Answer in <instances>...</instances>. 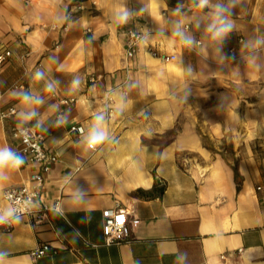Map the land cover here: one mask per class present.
<instances>
[{
  "label": "crops",
  "instance_id": "0c3cea01",
  "mask_svg": "<svg viewBox=\"0 0 264 264\" xmlns=\"http://www.w3.org/2000/svg\"><path fill=\"white\" fill-rule=\"evenodd\" d=\"M218 4L232 30L214 39ZM130 26L145 35L133 60ZM148 46L178 58L164 63ZM7 50L0 148L14 151L11 130L29 125L62 161L33 205L60 198L61 211L0 224L4 264H264V0H0ZM97 116L106 139L93 149ZM24 160L0 169V213L12 209L4 190L40 170ZM117 207L129 236L108 245L104 211ZM44 243L54 250L35 258Z\"/></svg>",
  "mask_w": 264,
  "mask_h": 264
},
{
  "label": "built area",
  "instance_id": "2783aa9c",
  "mask_svg": "<svg viewBox=\"0 0 264 264\" xmlns=\"http://www.w3.org/2000/svg\"><path fill=\"white\" fill-rule=\"evenodd\" d=\"M145 40V35L143 32L137 30L134 27L127 28V39H126V57L129 60H133L137 53L139 52L142 43ZM239 41L243 42V36L239 37ZM185 44V42H182ZM200 44V41H197ZM147 52L154 58L168 63L174 61L178 58L175 53H167L160 51L152 46L147 47ZM230 54L233 59H237L236 48L231 47L229 49ZM11 55V51L7 50L4 53H0V64H3L8 56ZM98 78L92 76L90 80L92 82L96 81ZM76 98H65L61 102L64 104H70L76 102ZM106 102H112L113 97L110 92L105 96ZM109 115H113L114 111L112 108L108 109ZM17 113V108L15 106L9 107L7 110L1 112V120H6L7 118L15 115ZM58 119L61 122L62 114H58ZM71 131H79L83 133L85 128L82 125H72ZM11 136L17 141L16 149L13 151L21 156L26 157L31 162L40 164V170L34 172L30 178L25 180L20 185L11 186L4 190V199L11 205L12 209L16 210L17 215H34L35 222L40 223L44 221L49 212L56 209V212L61 211V199L57 198L52 204L46 202L41 203V208L37 211L34 210L33 205L36 202H40L42 199L43 188L45 186V181L51 167L54 163L61 162V157L52 153L48 150L45 144V136L39 130H35L29 125H22L14 127L11 130ZM94 149V148H93ZM105 221L103 225V232L106 238V244L111 245L114 243H120L128 238L129 232L127 229V222L129 218V213L127 210L120 207L108 208L104 211ZM11 225V220L7 222ZM54 248L49 243H44L40 247L32 251V255L37 258L45 255Z\"/></svg>",
  "mask_w": 264,
  "mask_h": 264
},
{
  "label": "clouds",
  "instance_id": "9594fccd",
  "mask_svg": "<svg viewBox=\"0 0 264 264\" xmlns=\"http://www.w3.org/2000/svg\"><path fill=\"white\" fill-rule=\"evenodd\" d=\"M207 3L208 0H199L200 7H204ZM227 11H229V9L222 4H218L215 7L217 22L213 25H210L208 28V30L212 32L214 39L223 38L232 30L231 22L228 20V17L224 15V13ZM128 18L129 13L127 10H125L123 13L118 14V20L120 22H127ZM185 43L190 44L191 40H186ZM41 77L42 73L37 72L36 79H40ZM73 83L75 86L76 84H78V81H74ZM49 90H51V86H49ZM24 100L30 101L31 97L25 95ZM32 115H34V113L28 114L26 118L31 119ZM95 121L96 123L90 129L86 137V142L89 148L96 147V145L102 143L106 139V134L102 129L103 117L97 116L95 118ZM24 162V157L19 155L18 153H15L7 148H0V169H3L6 166L20 168L24 164ZM53 211L55 212L56 209H53ZM10 220H13L15 222L20 221V216L16 214L15 209H9L7 210V212L0 213V224L9 222ZM4 255L5 254L0 253V264H4Z\"/></svg>",
  "mask_w": 264,
  "mask_h": 264
}]
</instances>
